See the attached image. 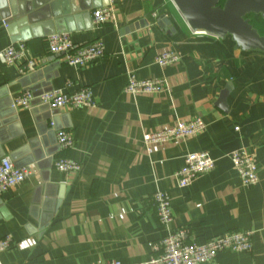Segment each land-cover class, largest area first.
<instances>
[{"label": "crops", "instance_id": "0c3cea01", "mask_svg": "<svg viewBox=\"0 0 264 264\" xmlns=\"http://www.w3.org/2000/svg\"><path fill=\"white\" fill-rule=\"evenodd\" d=\"M28 1L0 0V52L24 46L19 62L0 61V113L10 114L0 117V158L10 156L30 170L26 181L0 196V239L13 240L0 264H140L182 228L187 242L197 243L248 232L250 252L223 251L208 264H264V53L237 49L229 36L192 32L172 0H121L114 19L98 27L92 12L107 0L45 1L31 21ZM164 17L172 34L160 25ZM57 30L78 46L102 39L105 56L84 67L67 64L48 50L47 37ZM168 50L180 60L160 66L156 58ZM30 59L37 67L21 72ZM130 76L162 78L166 89L128 94ZM229 84L224 110L218 100ZM84 86L93 88L95 108L51 111L37 100L14 113L8 108L25 91ZM195 117L206 123L203 132L146 151L147 133ZM53 118L58 131L73 136L72 148L59 147ZM241 149L256 156L254 186L243 185L231 161ZM200 152L213 157L214 170L180 188L176 173L188 154ZM57 158L78 161L82 169L60 172ZM157 190L172 197L169 225L158 220Z\"/></svg>", "mask_w": 264, "mask_h": 264}, {"label": "built area", "instance_id": "2783aa9c", "mask_svg": "<svg viewBox=\"0 0 264 264\" xmlns=\"http://www.w3.org/2000/svg\"><path fill=\"white\" fill-rule=\"evenodd\" d=\"M121 0H108L105 7L96 8L92 12V23L98 27L114 19L115 5ZM8 26V20L1 21ZM48 50L53 55L61 56L64 61L73 66L84 67L93 61L105 56V45L102 39L78 46L71 34L55 33L47 37ZM24 56V46L12 44L0 52V61L5 64L19 62ZM180 60L179 55L171 50L160 54L156 63L160 66L175 64ZM37 67L35 60H27L20 71H31ZM68 86H71L68 82ZM166 89L165 80L147 79L138 80L130 76L125 92L128 94L161 93ZM46 105L51 111L61 108L79 109L95 108L97 105L92 87L84 86L70 92L48 91L35 96L32 91H25L12 100V107L28 109L34 101ZM54 128V122L50 123ZM206 128V123L201 117L187 121H178L174 125L159 131L149 132L145 135L144 144L146 151L152 153V147L158 143L174 142L189 137H194ZM56 140L60 148L70 149L74 146L73 136L65 131L56 132ZM231 161L237 170L244 186H254L259 182L258 163L253 152L245 149L237 150L230 155ZM54 167L60 172H80V162L69 158H57ZM215 160L208 152L191 153L185 157L184 166L176 173L177 183L180 188L189 187L194 179L202 174L214 170ZM30 175L27 167H17L10 156L0 158V196L13 187L23 183ZM156 214L160 224L169 225L173 221L172 197L168 191L157 190L153 194ZM188 230L177 229L154 245L156 254L140 264H208L213 262L223 251L250 252L253 249V239L248 232H229L206 243L187 242ZM13 247L10 236L0 239V254ZM108 264H121L112 260Z\"/></svg>", "mask_w": 264, "mask_h": 264}, {"label": "water", "instance_id": "95a60500", "mask_svg": "<svg viewBox=\"0 0 264 264\" xmlns=\"http://www.w3.org/2000/svg\"><path fill=\"white\" fill-rule=\"evenodd\" d=\"M49 0H32L26 4L28 20L31 21L34 15L33 9L38 8L42 3ZM74 5L75 0L71 1ZM175 7L187 23L188 27L194 33H202L214 36L219 39L231 37L237 49L242 51L258 50L264 53V35L252 23L251 17H260L264 20V0H172ZM108 5V0L100 7ZM99 7V8H100ZM142 22L136 23L134 27L138 28ZM163 28L172 34L175 31L167 17L160 21ZM9 27V26H8ZM133 27H131L132 29ZM55 33H67L63 30H57ZM232 85L229 84L220 94L218 105L227 110L226 103ZM34 92L38 96L44 92ZM39 103V101H37ZM46 106V105H45ZM9 111L16 112L12 107V99L9 103ZM46 108H49L46 106ZM10 114L0 113V117H7ZM54 122V118L51 119ZM54 133L58 130L56 124L53 128ZM12 159V157H10ZM13 160V159H12ZM17 167H22L15 164Z\"/></svg>", "mask_w": 264, "mask_h": 264}, {"label": "rangeland", "instance_id": "374dc122", "mask_svg": "<svg viewBox=\"0 0 264 264\" xmlns=\"http://www.w3.org/2000/svg\"><path fill=\"white\" fill-rule=\"evenodd\" d=\"M255 20L256 21H255V25L254 26L259 30L260 33L264 34V22L262 20L258 19V18H256Z\"/></svg>", "mask_w": 264, "mask_h": 264}, {"label": "trees", "instance_id": "16d2710c", "mask_svg": "<svg viewBox=\"0 0 264 264\" xmlns=\"http://www.w3.org/2000/svg\"><path fill=\"white\" fill-rule=\"evenodd\" d=\"M256 18H258V19H260V20H262L263 22H264V20L262 19V18H260V17H256ZM255 17H254V19H252V23H254V25H255V19H256ZM262 35H264L263 33H261Z\"/></svg>", "mask_w": 264, "mask_h": 264}, {"label": "flooded vegetation", "instance_id": "af4514ba", "mask_svg": "<svg viewBox=\"0 0 264 264\" xmlns=\"http://www.w3.org/2000/svg\"><path fill=\"white\" fill-rule=\"evenodd\" d=\"M222 1H224V0H222ZM251 19H254V17L252 16Z\"/></svg>", "mask_w": 264, "mask_h": 264}]
</instances>
